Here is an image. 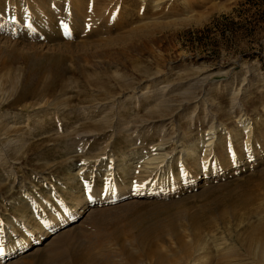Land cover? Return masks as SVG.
I'll return each instance as SVG.
<instances>
[{"label":"rangeland","instance_id":"rangeland-1","mask_svg":"<svg viewBox=\"0 0 264 264\" xmlns=\"http://www.w3.org/2000/svg\"><path fill=\"white\" fill-rule=\"evenodd\" d=\"M90 1L0 0V225L28 242L2 264H87L94 235L129 264H260L264 0H115L91 15L98 28L73 19ZM160 137L172 162L146 173ZM109 172L124 194L106 199ZM140 181L156 195L127 196Z\"/></svg>","mask_w":264,"mask_h":264},{"label":"bare ground","instance_id":"bare-ground-1","mask_svg":"<svg viewBox=\"0 0 264 264\" xmlns=\"http://www.w3.org/2000/svg\"><path fill=\"white\" fill-rule=\"evenodd\" d=\"M73 1L75 2V1H78V0H73ZM80 1L84 2L85 0H80ZM89 1L90 0H88V2ZM93 1H96V2H94V4H92V14L89 13L87 8H85V7L81 8V7L77 6L76 7L77 11L75 9L72 10L73 13H74V18L73 19L74 20H85V23H86L87 26H94V25L97 26L96 24H94L92 22L93 19H91L92 18L91 15H93V14H97L98 15V12H99V15L104 14L103 12L106 9L105 6H107V4H108V6L113 7L114 6L113 4L115 3V0H106L107 3L104 0H91L90 2L92 3ZM141 1L145 2L146 0H141ZM150 1L151 2H155L154 6H153V9L156 8V11H157V8L160 6V4L164 0H150ZM86 17H89V18L85 19ZM41 20H43V19H40L39 22H42ZM34 21L36 23H38L37 20H34ZM46 21H48V17L47 16L44 17V21L43 22H46ZM103 23H105L106 27H110L111 26L110 25L111 23H109V22H103ZM103 23L100 24V25L103 26ZM97 28H98V26H97ZM71 29L72 28L69 27L68 25L63 26V35L61 37L62 38H66L69 35H71L72 34V30ZM134 31H136V30H134ZM134 31L132 30L129 33H133ZM141 94H143V93H141ZM155 117H158V116H155ZM155 117H151L150 119H148V121H145V122L146 123H150V122H154L156 120H160V119H156ZM242 119H243L242 115H240V118H239L238 122H242L241 123V127H243V131L247 134V137H249L245 141V143H246L245 144L246 145L245 148H246V151H249L248 154L252 155V154H254L253 148H252V145H251L252 142H251V138H250L252 136V134H253V129H252V132H251L252 121H249V122L246 121L247 118H245L244 120H242ZM249 120H251V119H249ZM206 135H207V137L205 138V141H204L202 154L206 153L207 155L201 157V162H202L201 164H202V167H203L204 170L206 169V167L208 166V164L210 162V158H208L209 157L208 155L213 153V157L216 156L215 155L216 153H215V151H213V149L215 148V142H216V140L218 138L217 131L212 126L209 127V132L207 131ZM151 149H152L151 150L152 154H150V155H148L147 157L144 158V164H145L144 168L146 169V173L147 172L148 173L149 172H153V171H154V173L161 172L163 170V168L166 167V164L167 163H171L172 159H173V155L169 154V151L167 150L166 139L164 137L158 138L156 143H154L152 145ZM231 153H232V157H234V153L233 152H231ZM193 154H194L193 152L189 153L190 158L193 157L192 156ZM182 173L184 174V169H182ZM111 175H112V172H109L107 174L106 184L102 188V191H101L102 193H104V197L106 199H109L111 197L110 196L111 192H114V194L112 195L111 198L124 194V192H118L117 191V188H116V185H115V183L113 181V178H110ZM144 183L145 182L140 181L139 185H136L135 188L132 189V192L129 191L128 192L129 194L127 196L135 197L138 201H144L143 199H150L151 197H154L156 195V187L155 188H151V189H146L143 186ZM28 198L29 199H28L27 202H28L29 206L32 207L33 209H35V211L37 212V208L38 207L36 206V201L33 198L29 197V196H28ZM91 202H95V199L92 198L91 200L88 201V203H91ZM53 222H54V219H52L50 222L45 224V232L46 233L45 232H40L41 235L43 233V236L40 235L42 238L47 236V234L49 233L48 230H49V228H51L50 224L53 223ZM12 224L13 223H11V225H9V226H5V225H2V224L0 225V264H2L4 261H6L5 257L12 258V257L22 253L26 249V247L28 245V242H27V240L25 239L24 236H22V237L20 236L19 239L16 237L17 240H16L15 244L12 243V240H9V237H8V233L9 232H11V233L13 232L15 234H18V231L13 227ZM66 225H67L66 222H61V223L58 224L57 229L63 228ZM20 226L22 228H27V232L29 233V235L33 236L34 231L30 230L31 226H30V224L27 221H24L23 224L20 225ZM57 229H55V230H57ZM55 230H53V231H55ZM41 240L42 239L39 238V240H37V243H40ZM104 242H107V245L105 247L108 248V249L106 250V252H103L101 250L97 251L99 249H102L101 248V244L104 243ZM188 245H190V244L182 246V250H181V252L179 251V255L182 254L184 257L188 256V254L186 252V248H187ZM88 247H89L90 252H89V259H88L87 264H129V263L125 262L122 259H120L121 261L114 259L115 256L118 255V253L115 255V253H116L115 245L112 244L111 239L107 238V236H105V238H102L100 236L94 235V237L89 240ZM261 248H263V250H264V242L263 241L261 243ZM120 249L122 251L124 250L126 252V254H129L126 251L124 244H121V248ZM109 250H112V251H109ZM257 256L260 258L259 259V263L263 264L264 263V251L260 255L257 254ZM53 257H55V256H53ZM172 258H173V260L168 258V257L162 256L157 261V264H187L186 260L182 261V258H179V257H176V256H174ZM115 260H116V262H115ZM230 264H233V263H230Z\"/></svg>","mask_w":264,"mask_h":264}]
</instances>
